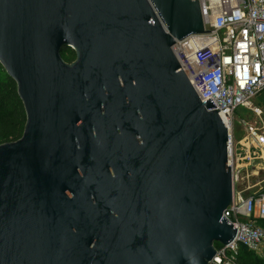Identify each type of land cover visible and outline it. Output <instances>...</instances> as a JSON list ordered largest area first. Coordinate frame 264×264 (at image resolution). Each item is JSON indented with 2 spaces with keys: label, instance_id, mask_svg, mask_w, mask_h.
Here are the masks:
<instances>
[{
  "label": "water",
  "instance_id": "water-1",
  "mask_svg": "<svg viewBox=\"0 0 264 264\" xmlns=\"http://www.w3.org/2000/svg\"><path fill=\"white\" fill-rule=\"evenodd\" d=\"M206 31L198 0H0L25 113L0 144V264H212L235 234L227 129L171 52ZM104 134L130 156L134 197H77Z\"/></svg>",
  "mask_w": 264,
  "mask_h": 264
},
{
  "label": "built area",
  "instance_id": "built-area-1",
  "mask_svg": "<svg viewBox=\"0 0 264 264\" xmlns=\"http://www.w3.org/2000/svg\"><path fill=\"white\" fill-rule=\"evenodd\" d=\"M206 31L175 40L171 52L198 99H211L227 129V162L232 169L230 204L221 217L235 234L225 245L215 246L212 264H239L240 248L257 252L264 244V191L236 189L239 143L233 134V113L242 107L261 118L263 110L252 100H264V0H198ZM253 137L264 161V130L241 121ZM249 157L246 158L249 161ZM243 179V177H242Z\"/></svg>",
  "mask_w": 264,
  "mask_h": 264
},
{
  "label": "flooded vegetation",
  "instance_id": "flooded-vegetation-1",
  "mask_svg": "<svg viewBox=\"0 0 264 264\" xmlns=\"http://www.w3.org/2000/svg\"><path fill=\"white\" fill-rule=\"evenodd\" d=\"M82 175L77 197H134V166L113 137H101L89 153Z\"/></svg>",
  "mask_w": 264,
  "mask_h": 264
},
{
  "label": "rangeland",
  "instance_id": "rangeland-1",
  "mask_svg": "<svg viewBox=\"0 0 264 264\" xmlns=\"http://www.w3.org/2000/svg\"><path fill=\"white\" fill-rule=\"evenodd\" d=\"M252 102L263 110V115L261 116V118L254 116L249 112V110H246L242 107H239L232 115L233 134L235 140L237 141V143H239V155L237 156L235 165L237 167L243 168L241 173L238 174L239 179L235 187L236 189H245L247 188V186H249V189H251V191L259 192L264 191V169H262L260 166V161L262 160L260 158H257L256 154L257 152H259V149L255 144V140L245 131V127L241 122L246 121L247 123H250L257 128L264 130V100L261 99V97H257L254 98ZM242 139H246L245 143H247V145L251 147L249 150L251 157L247 156L245 149L246 145H244V141H242ZM241 145L244 148H241ZM247 157L250 158V161L246 160ZM247 177H249V180H247ZM214 245L218 246L219 244L215 243ZM254 261H257L259 264H264V244L257 252H251L246 264H253Z\"/></svg>",
  "mask_w": 264,
  "mask_h": 264
},
{
  "label": "trees",
  "instance_id": "trees-1",
  "mask_svg": "<svg viewBox=\"0 0 264 264\" xmlns=\"http://www.w3.org/2000/svg\"><path fill=\"white\" fill-rule=\"evenodd\" d=\"M60 54L65 62L74 60V52L68 47H62ZM24 123V108L17 95L16 84L0 64V143L17 140L22 134ZM259 222L264 226V219ZM250 254V251L243 247L240 248L238 263L246 264ZM253 264L259 263L254 261Z\"/></svg>",
  "mask_w": 264,
  "mask_h": 264
},
{
  "label": "bare ground",
  "instance_id": "bare-ground-1",
  "mask_svg": "<svg viewBox=\"0 0 264 264\" xmlns=\"http://www.w3.org/2000/svg\"><path fill=\"white\" fill-rule=\"evenodd\" d=\"M242 141H244V145H246V147H245V149H246V153H247V156H249V157H251L250 156V152H249V150H250V148L251 147H249L248 145H247V143H245L246 142V139H242ZM240 143H241V141H240ZM256 144V143H255ZM243 146L241 145V148H242ZM244 148V147H243ZM241 151V150H240ZM258 151V150H257ZM254 152V151H253ZM257 158H259L260 156H261V154L259 153V152H257ZM249 161H250V159H249ZM241 162V161H240ZM239 162V163H240ZM260 166H261V168L262 169H264V161H260ZM252 167V166H251ZM250 167V168H251ZM261 170V169H260Z\"/></svg>",
  "mask_w": 264,
  "mask_h": 264
},
{
  "label": "crops",
  "instance_id": "crops-1",
  "mask_svg": "<svg viewBox=\"0 0 264 264\" xmlns=\"http://www.w3.org/2000/svg\"><path fill=\"white\" fill-rule=\"evenodd\" d=\"M249 177H247V180H249L248 179ZM248 182V181H247ZM246 190H245V193H247V194H254V193H257V192H255V191H251V189H249V186H247V188H245Z\"/></svg>",
  "mask_w": 264,
  "mask_h": 264
}]
</instances>
